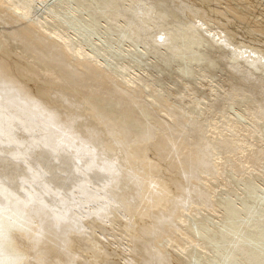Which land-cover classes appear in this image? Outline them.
Segmentation results:
<instances>
[{
	"label": "bare ground",
	"instance_id": "obj_1",
	"mask_svg": "<svg viewBox=\"0 0 264 264\" xmlns=\"http://www.w3.org/2000/svg\"><path fill=\"white\" fill-rule=\"evenodd\" d=\"M0 264H264V0H0Z\"/></svg>",
	"mask_w": 264,
	"mask_h": 264
},
{
	"label": "rangeland",
	"instance_id": "obj_2",
	"mask_svg": "<svg viewBox=\"0 0 264 264\" xmlns=\"http://www.w3.org/2000/svg\"><path fill=\"white\" fill-rule=\"evenodd\" d=\"M245 76V75H244ZM246 77V76H245ZM247 78V77H246ZM236 92H244L246 94H249V78L247 80V82L243 83L241 86H238L237 89L235 90ZM233 96H235V94L233 93H228L226 95V93H222L220 94L219 96V102L220 103H223L225 102V99H230L232 98ZM64 98L66 99V102L65 104L68 106V110L67 111H64V112H58L57 113V119H58V122H56L55 125V129L52 130V132L54 133L55 131L57 130H61V129H68V123L70 124V126H73L74 124H78V120H79V116H80V111L82 110V108L79 106V104L77 103V101L75 100V98L73 97H70V96H64ZM64 99V100H65ZM70 110L72 111L70 113ZM53 115V114H52ZM222 115L219 114V117H221ZM51 118V117H50ZM87 132H89L90 135H87V136H84L82 135L83 138L87 139L90 141L91 143V155L93 154V150L96 148L97 144L99 143L98 139L95 137L94 135V129L91 128L90 130H88ZM152 136H161L162 134L160 132H158L156 129H153L152 128ZM66 150L65 149L63 151V153H59V155L57 156V154H52V153H48L47 151H44L42 153L46 154L47 157H49V161L50 162H55V165L57 164H60L62 162V160L64 159V156L63 154H66ZM57 156V157H56ZM84 160V158H81ZM70 160L73 162V163H80V161L76 158V157H70ZM135 168L137 171H143V169L139 166V164H136L135 165ZM76 174H82L84 172L83 168H79V169H76L74 171ZM88 173H92V172H88ZM63 176V175H62ZM115 181V182H114ZM113 182L115 183V185L119 186L116 182H118L119 180L118 179H115ZM54 184V183H53ZM56 185V184H54ZM105 184L100 182L96 185H92L89 187V192H94L102 187H104ZM74 194L75 196L78 195V190L77 189H74ZM116 198V196H115ZM15 207H13L14 209L18 210L21 206V203L19 202V200H16V202L13 204ZM47 212L45 211L43 214H46ZM53 218H54V224L56 226H61V217L57 214V213H54L53 214Z\"/></svg>",
	"mask_w": 264,
	"mask_h": 264
}]
</instances>
